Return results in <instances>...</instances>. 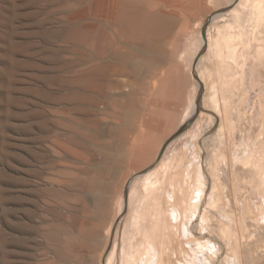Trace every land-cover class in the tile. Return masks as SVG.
Masks as SVG:
<instances>
[{
    "label": "rangeland",
    "instance_id": "1",
    "mask_svg": "<svg viewBox=\"0 0 264 264\" xmlns=\"http://www.w3.org/2000/svg\"><path fill=\"white\" fill-rule=\"evenodd\" d=\"M200 20L189 25L191 30L195 28L192 38L195 43L192 42L182 55L176 53L168 61L170 64L158 70L164 72L171 65L187 66L195 55V48L200 47L201 50L204 47L198 57L197 69L195 66L193 71L190 67V72L185 67L179 72L187 86L180 90L172 89L168 98L176 96L170 102H167V96L157 97L158 103H173L175 108L161 115L154 111L153 103L143 95L148 84L145 73L140 72L143 69L141 51H135L140 60L138 65H127L126 74L111 72L109 84L104 86L100 95L95 94L93 64L104 61H96L93 55L92 0H0V264L64 263L53 250L55 244L47 239V235L61 222L59 215L66 211V206L79 218L85 215L86 220L93 222L101 190H93L91 198L87 194L88 187H85L91 181L99 187L106 182L111 184L110 193L114 196L109 194L112 202L102 229L104 239L94 256L77 247L71 252L75 258L83 255L84 264H106L117 245L121 249V221L127 206L120 214L118 203L123 197L125 205L130 192L128 183L136 175L159 166L166 156L172 158L183 138H187V146L179 152L177 160L173 158L176 161L172 160L175 172L170 175V182L175 178L177 184L175 204H198L197 193L203 187V174L214 177L206 196L211 221L198 219V235L205 233L222 238L221 229L225 223L226 244L229 245L224 255L226 258L237 249V236H241L247 227L249 234L256 232V225L264 219V198L254 200L242 211L239 205L234 218L227 217V212L220 210V205L222 200L226 204V197H222L226 188L229 192L234 188L235 193L241 191V200L243 196L247 197L246 191L240 188L241 183L237 185L238 180H234L233 173L237 168L252 166L253 182L254 177L264 173V70L259 65L261 53L255 50L250 56L252 75L249 83L246 80L243 84H236L238 91L234 97H237V107L240 108L239 116L234 120L237 130L233 133L235 136H224L220 133L223 123L215 120L218 113L210 101V89L200 94L203 110L191 113L196 102L189 97L195 94L198 79L207 74H212L214 79L217 77L216 68L207 62L206 31L201 26L203 18ZM181 41V37L177 39V43ZM169 74L174 80L179 76L178 70H170ZM156 77H161V74ZM241 92L246 93V97ZM247 97L250 103H247ZM149 109L152 110L151 115L147 111ZM188 113L192 114L189 119ZM203 115L207 120L205 131L197 141L191 140L189 132ZM148 117L157 120L160 127L142 135L124 134L127 126L139 127L142 119ZM133 121L135 123L132 124ZM134 138L139 139V145L131 147ZM233 152L237 153L234 161L231 159ZM66 170L71 171V179L61 178L60 173ZM61 181L66 184H61ZM225 181L229 185L226 188ZM232 191L228 192L232 201L229 208L235 209ZM60 193L69 195L65 202L60 200ZM83 196H86L85 202L80 200ZM228 221L235 224L229 225ZM195 238L191 254L199 243ZM259 239L257 236L256 240ZM199 244L218 246L214 239L207 241V238H202ZM211 248L205 250L204 255L200 254V258H195L193 263H215L218 247L215 250ZM262 255L260 260L253 256L256 259L252 257V264H264V253ZM183 256L176 259V264L188 263ZM66 264L72 262L66 261Z\"/></svg>",
    "mask_w": 264,
    "mask_h": 264
},
{
    "label": "bare ground",
    "instance_id": "2",
    "mask_svg": "<svg viewBox=\"0 0 264 264\" xmlns=\"http://www.w3.org/2000/svg\"><path fill=\"white\" fill-rule=\"evenodd\" d=\"M92 10L93 55L96 61H104V63H99L98 61L93 64V90L95 94L97 96L100 95L104 86L109 84L108 80L110 79L109 76H112L111 72L126 74L125 67L127 65L130 64L131 66L133 63L138 65L141 60L140 64L143 63V69L140 72L145 73L146 83L148 84V86L146 85L147 88L143 91V95L147 97L148 101L153 103L152 107L154 111H159L161 115L175 108L173 103H158V100L156 101L157 97L167 96V102H170L176 96L173 95V98H171L172 96L168 98L172 89L180 90L187 86L185 78L179 75V72L185 67H188V69L191 67L194 71L196 66L197 69L198 57L204 47L202 48L201 46V50L200 47L195 48L196 56L194 55L191 63L189 62L190 66L180 67L178 65H171L164 72H159L158 70H162L163 66L176 53H183L195 43L192 40L195 35V28L191 30L189 25L203 18L201 26L206 31L204 43L209 50L207 62L211 67L216 68L217 77L214 79L212 74H207L204 78L201 75L198 79L195 94L193 97L191 95L189 97L196 102V107L193 105L191 113L195 114V112L203 110L200 104V94L206 89H210V101L218 113V115H215V120L217 123H223L220 133L229 137L232 136L237 130V124L234 120H237L240 110L237 107V97H234V94H237L238 91L236 84L239 82L243 84L246 80L249 83L251 80L252 60L250 56L255 50L261 53L259 65L264 70V0H92ZM219 25L223 26L218 27ZM180 37L182 41L181 43H177V39ZM135 51H141L142 53V58L139 61ZM175 60L178 61V59ZM180 61H182V58ZM236 69H238V73ZM240 69L242 70L240 71ZM170 70L171 72L172 70H178L179 76L176 77V80L170 78ZM247 70L248 72L246 73ZM158 74H161V77H156ZM241 94L246 97V93L241 92ZM247 103H250L248 97ZM147 111H150L151 115L152 110L149 109ZM234 112H236L235 115H233ZM153 114L152 116H155V113ZM192 114L187 115L188 119ZM136 115L138 114L136 113ZM231 121L234 122L231 123ZM135 122L133 121L132 124ZM206 122L207 120L204 115L201 116L196 126L189 132L188 136H190L191 140L197 141L199 139L201 133L205 131L203 128H205ZM252 123L253 121L251 122V126ZM136 125H139V123H136ZM160 125L157 120L149 119L148 117L142 119L139 127L135 126L133 129V127L127 126L123 132L125 135H129L130 133L142 135L153 132V129L160 127ZM245 127H247V120H245ZM239 128L241 129V127ZM239 128L238 130H240ZM183 139H181L183 141L180 148L175 150L172 158L169 155L166 156L159 166L136 175L133 177L135 179H132L128 183L130 192L126 198L125 205L123 197L120 198L118 203L120 214L125 209V206H127V211L126 209L124 210L121 221V249L120 245H117V249L113 250V255H109L110 257L107 259L106 264H176V259L181 258L182 255H184L185 261L188 262L187 264H195L197 263H193L195 258H200L199 255H204L205 250L211 247L212 250L218 247L217 251H215L217 253L216 261L213 264H234L233 260L235 264H252L255 257L260 260V256H263L264 219L256 225V232L249 234L247 232L249 227H247L241 236H237V249L232 252V255L226 256V258L224 255L227 253L229 245L226 244L227 226L225 223L221 229L222 238L213 237L205 233H199L198 235V219L201 218L203 222L208 223L211 221L208 211L210 208L208 207L206 196L214 181L212 175L205 176L203 174V168H201L200 172V175L203 174L204 177L202 180L203 187L197 193L199 195L198 204H185V206L175 204L177 184L175 183V178L170 182V175L172 172H175L173 158L177 160L179 152L187 146V138ZM138 141V138H134L131 147L138 146ZM246 155L248 158L250 157L249 153ZM231 159L233 161L237 159L236 152H233ZM142 162L143 160L141 159L140 163ZM222 169L224 168L222 167ZM66 171L60 173L61 178H70L72 175L71 171ZM225 171L227 172V169ZM167 176L168 180L166 182ZM233 176L234 180H238L237 185L241 183L242 186L240 188L246 191L247 197L243 196V200H241V198L239 199L241 191L235 193V188L234 191L230 190L233 193V203L236 207L235 209L233 207L229 208L232 202L229 199V190L226 188L229 185L226 181V183L224 182L226 190L222 192V197H226L227 200L225 205L222 200L220 210H225L228 214L227 217L230 218L237 216L238 211L236 208L239 205L241 206L240 211H242L243 208L246 209L251 205L254 200L264 198V173L254 177L255 182H253V168L252 166H246L245 168H237ZM91 182L89 186H85L88 187L89 191L86 192L90 197L93 190L95 191L98 188L101 190L98 210L96 216L92 218L93 222H91L92 220H86L85 215L79 218L80 216H76L73 211L69 210V206H66V211L59 215L61 221L59 225L50 230L49 234L47 233V239L55 244L53 250L56 251L59 259L65 264L66 261L72 262V264H84L83 259L85 257L83 255H78L75 258L74 253L71 252L74 247L80 248V250L83 249L87 255L93 254L94 256L96 249L100 247L104 239L102 238V229L104 228L105 217L112 202L109 196V194L111 196L113 194L110 193L112 188L111 184H106L107 182L100 187L94 181ZM63 183L66 184L65 181H61V184ZM251 192H253L252 195ZM85 193L82 194L85 195ZM68 196V194L60 193V200L63 199L65 202ZM85 197L80 199L81 202L87 200ZM75 199H77L76 196ZM91 214L94 215L95 213ZM212 222H214L213 219ZM228 222L227 224L229 225L230 223L231 225L235 224L230 221ZM257 236L260 238L259 240H256ZM193 238L199 241V243L202 238H207V241L214 239L218 246H211L210 244V246H204L198 243L197 250L192 253V256L191 245ZM85 241L88 243L85 244ZM49 246L51 247V245ZM251 246L253 247L251 248ZM186 256L188 257L186 258ZM91 259L89 260L92 262L93 257Z\"/></svg>",
    "mask_w": 264,
    "mask_h": 264
},
{
    "label": "water",
    "instance_id": "3",
    "mask_svg": "<svg viewBox=\"0 0 264 264\" xmlns=\"http://www.w3.org/2000/svg\"><path fill=\"white\" fill-rule=\"evenodd\" d=\"M168 142L164 145V148L167 146Z\"/></svg>",
    "mask_w": 264,
    "mask_h": 264
}]
</instances>
